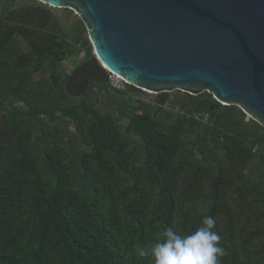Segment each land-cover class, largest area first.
<instances>
[{
    "label": "trees",
    "instance_id": "obj_1",
    "mask_svg": "<svg viewBox=\"0 0 264 264\" xmlns=\"http://www.w3.org/2000/svg\"><path fill=\"white\" fill-rule=\"evenodd\" d=\"M73 30L82 47L49 6L0 0V264H153L138 249L205 216L222 264H264V127L208 92L168 107L90 80L75 101L62 61L95 54Z\"/></svg>",
    "mask_w": 264,
    "mask_h": 264
},
{
    "label": "water",
    "instance_id": "obj_2",
    "mask_svg": "<svg viewBox=\"0 0 264 264\" xmlns=\"http://www.w3.org/2000/svg\"><path fill=\"white\" fill-rule=\"evenodd\" d=\"M37 1L74 11L93 46L67 79L70 96L89 80L108 84L111 71L156 95L208 92L264 127V0Z\"/></svg>",
    "mask_w": 264,
    "mask_h": 264
},
{
    "label": "clouds",
    "instance_id": "obj_3",
    "mask_svg": "<svg viewBox=\"0 0 264 264\" xmlns=\"http://www.w3.org/2000/svg\"><path fill=\"white\" fill-rule=\"evenodd\" d=\"M215 225L212 216H205L201 225L187 235L165 227L159 239L138 249V255L151 257L153 264H222L226 252L220 246V235L213 230Z\"/></svg>",
    "mask_w": 264,
    "mask_h": 264
},
{
    "label": "rangeland",
    "instance_id": "obj_4",
    "mask_svg": "<svg viewBox=\"0 0 264 264\" xmlns=\"http://www.w3.org/2000/svg\"><path fill=\"white\" fill-rule=\"evenodd\" d=\"M21 1H35V0H21ZM50 9L53 11L55 15H57V18L61 22L62 29L66 33L67 40L74 46L76 47H82L79 43L76 42V36L75 32L73 30L75 23L80 19L79 16L74 12L71 11L70 9L66 10L65 8H51ZM86 36H82V42L85 41ZM84 53H81L79 55H72V56H65V58L62 61V67L66 70V72L71 73L73 69L77 66V64L80 63V60L83 58ZM143 98L147 101L154 102L156 100V94L146 92L144 91L142 94ZM185 96L184 92L175 90L170 92V101L167 104L168 107H174L172 106V102L175 103L177 102V106H179L180 103L179 100ZM98 109L100 112H106L107 107L103 105L102 103H98ZM179 108L175 107L174 112H178ZM251 118L246 115V120L249 121ZM252 120V119H251ZM133 139H137L135 135H132Z\"/></svg>",
    "mask_w": 264,
    "mask_h": 264
},
{
    "label": "built area",
    "instance_id": "obj_5",
    "mask_svg": "<svg viewBox=\"0 0 264 264\" xmlns=\"http://www.w3.org/2000/svg\"><path fill=\"white\" fill-rule=\"evenodd\" d=\"M108 84L113 89V91H116L119 93L127 91L128 82L120 75L114 72H111V71H109Z\"/></svg>",
    "mask_w": 264,
    "mask_h": 264
},
{
    "label": "flooded vegetation",
    "instance_id": "obj_6",
    "mask_svg": "<svg viewBox=\"0 0 264 264\" xmlns=\"http://www.w3.org/2000/svg\"><path fill=\"white\" fill-rule=\"evenodd\" d=\"M59 54H60V58L62 57V55H61V53L59 52ZM84 63V62H83ZM78 66V65H77ZM90 81V80H89ZM89 83V82H88ZM87 88V87H86ZM94 89H97L96 87L94 88ZM114 92V94L115 93H117V92H115V91H113ZM87 97V95H86V93L84 94V95H82L81 97H79V98H76V97H73L74 99H75V101H81L83 98H86ZM107 107V109H109V107L108 106H106Z\"/></svg>",
    "mask_w": 264,
    "mask_h": 264
}]
</instances>
